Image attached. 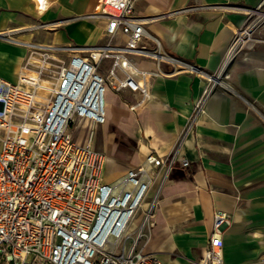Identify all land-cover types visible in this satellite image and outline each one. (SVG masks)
Listing matches in <instances>:
<instances>
[{"label": "crops", "instance_id": "obj_1", "mask_svg": "<svg viewBox=\"0 0 264 264\" xmlns=\"http://www.w3.org/2000/svg\"><path fill=\"white\" fill-rule=\"evenodd\" d=\"M39 1L0 0V75L11 81L22 70L34 71L32 62L42 51L48 54L49 72L56 73L53 57L66 50L41 45L89 46L107 40L105 21L89 15L96 0ZM263 4L133 0L134 13L171 60L132 56L146 72L147 94L109 88L105 122L93 130L100 127L106 134L104 162L111 146L119 144L116 135L130 142L129 152L120 148L123 163L115 158L116 164L106 167V181L151 151L162 157L175 152L189 161L162 180L142 228L143 250L168 264H198L215 210L228 214L220 232L224 264H264V36L256 39L257 59L241 56L235 66L232 61L236 34ZM106 66L103 61V73ZM202 94L203 104L193 114V102ZM77 140L83 141L80 135ZM0 264L6 263L0 259Z\"/></svg>", "mask_w": 264, "mask_h": 264}, {"label": "built area", "instance_id": "obj_2", "mask_svg": "<svg viewBox=\"0 0 264 264\" xmlns=\"http://www.w3.org/2000/svg\"><path fill=\"white\" fill-rule=\"evenodd\" d=\"M89 15L105 21V43L41 45L70 52L55 74L42 51L34 71L22 70L16 81L0 75V259L6 264H168L143 250L142 228L162 180L189 161L151 151L106 181L105 155L91 141L93 126L105 122L109 88L147 94L146 72L132 56L171 58L134 13L133 0H96ZM203 99L193 102V114ZM72 124L86 128L83 141L73 137ZM227 223L226 212H213L198 264H224L220 232Z\"/></svg>", "mask_w": 264, "mask_h": 264}, {"label": "rangeland", "instance_id": "obj_3", "mask_svg": "<svg viewBox=\"0 0 264 264\" xmlns=\"http://www.w3.org/2000/svg\"><path fill=\"white\" fill-rule=\"evenodd\" d=\"M264 13V4L259 7L258 10H255L254 12L250 13L248 18L246 19L244 25L242 26L239 33L236 34V40L235 45L233 48V66L236 65V61L240 59L241 56H249L253 57L254 59H257L258 52L256 51V39L259 36H264V32L261 30V24L264 23V16L262 15ZM248 39V41H246ZM253 42V43H252ZM65 46V45H62ZM66 54L70 55L69 51H59L57 53V56L55 57V61L57 64H61L62 58L66 56ZM68 55V57H69ZM226 67H230V64L228 63ZM83 124V122H80V126ZM83 126V125H82ZM71 133L75 139L81 136V139L84 140L87 131L86 128L82 127L81 130H78V128H74L73 124L71 125ZM106 138V134H104V131L100 129V127H95L93 130V142L94 147L101 150L104 149V139ZM118 145L116 148V145H112L110 148V151L112 152V155H110L109 161H105L103 165V176L106 178L108 175V171H106V167L108 165L116 164L115 156L118 159L117 163H123L121 160H123L124 155L120 153V148L126 149L129 152L130 148V142L126 139H123V142H121L119 136H118ZM114 162V163H113ZM109 165V166H110ZM133 231L130 232L131 236L133 235Z\"/></svg>", "mask_w": 264, "mask_h": 264}, {"label": "bare ground", "instance_id": "obj_4", "mask_svg": "<svg viewBox=\"0 0 264 264\" xmlns=\"http://www.w3.org/2000/svg\"><path fill=\"white\" fill-rule=\"evenodd\" d=\"M38 1H39V0H38ZM39 3H41V2L39 1ZM91 144H92V141H91ZM115 158H116V156H115ZM131 230H133V227L130 229V231H131Z\"/></svg>", "mask_w": 264, "mask_h": 264}, {"label": "trees", "instance_id": "obj_5", "mask_svg": "<svg viewBox=\"0 0 264 264\" xmlns=\"http://www.w3.org/2000/svg\"><path fill=\"white\" fill-rule=\"evenodd\" d=\"M116 139H118V136L116 135Z\"/></svg>", "mask_w": 264, "mask_h": 264}]
</instances>
